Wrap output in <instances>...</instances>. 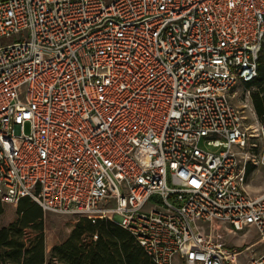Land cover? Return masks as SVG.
I'll use <instances>...</instances> for the list:
<instances>
[{"label": "built area", "instance_id": "2783aa9c", "mask_svg": "<svg viewBox=\"0 0 264 264\" xmlns=\"http://www.w3.org/2000/svg\"><path fill=\"white\" fill-rule=\"evenodd\" d=\"M7 38L2 203L106 217L154 264H239L220 225L264 245V120L233 102L258 77L264 0H0Z\"/></svg>", "mask_w": 264, "mask_h": 264}, {"label": "trees", "instance_id": "16d2710c", "mask_svg": "<svg viewBox=\"0 0 264 264\" xmlns=\"http://www.w3.org/2000/svg\"><path fill=\"white\" fill-rule=\"evenodd\" d=\"M248 87L263 86L262 94L253 97L257 115L264 117V64L260 56L258 77ZM23 198L17 206L18 220L0 229V264H55L47 257L42 234V209ZM3 204L0 200V217ZM86 231L97 236L91 245L79 247L73 238L55 247L54 254L64 264H154L134 237L115 222L108 219L86 221ZM27 228L36 229L34 239L24 240ZM81 234V233H80ZM79 234V235H80ZM78 235V236H79Z\"/></svg>", "mask_w": 264, "mask_h": 264}, {"label": "rangeland", "instance_id": "374dc122", "mask_svg": "<svg viewBox=\"0 0 264 264\" xmlns=\"http://www.w3.org/2000/svg\"><path fill=\"white\" fill-rule=\"evenodd\" d=\"M11 40L12 38L0 40V46L9 43ZM261 58L264 64V49L261 53ZM262 88L263 86L254 85L252 87H248L246 84H240L233 92V102L243 111L245 116L244 122L247 126L256 124L255 117L259 122L264 120V117L260 118L257 115L253 105L254 95L258 93L262 94ZM28 129L29 127L27 126L26 130L28 131ZM206 148L209 149L208 147ZM248 183V191L254 196L259 195L263 191L264 173L262 171L260 173L256 172L251 177V179H249ZM18 203H2L3 214L0 217V229L18 220ZM31 203L34 204L33 202ZM101 219H106V217H95V219H91L89 217H82L78 215L43 212L42 234L44 236L47 257L49 259H52L55 264H64L60 262V260H58V258L54 254L53 251L55 247L64 245L72 238V243L78 245L79 247L91 245L92 242L96 240L97 236L94 235V237H91L90 233L86 231V221L89 220L93 223L94 221ZM37 234L38 232L36 229L27 228L25 230L24 240L29 241L30 239H34L35 237H37ZM222 241L224 243H227L223 236Z\"/></svg>", "mask_w": 264, "mask_h": 264}, {"label": "crops", "instance_id": "0c3cea01", "mask_svg": "<svg viewBox=\"0 0 264 264\" xmlns=\"http://www.w3.org/2000/svg\"><path fill=\"white\" fill-rule=\"evenodd\" d=\"M226 233H225V232ZM221 232V234H220ZM217 235L225 238L228 249L236 250L239 264H251L252 260L264 252V245L260 243L259 236L254 228H247L241 232H234L229 225H220Z\"/></svg>", "mask_w": 264, "mask_h": 264}]
</instances>
